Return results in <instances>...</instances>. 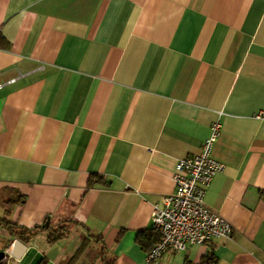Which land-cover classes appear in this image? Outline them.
Returning <instances> with one entry per match:
<instances>
[{
	"label": "crops",
	"instance_id": "1",
	"mask_svg": "<svg viewBox=\"0 0 264 264\" xmlns=\"http://www.w3.org/2000/svg\"><path fill=\"white\" fill-rule=\"evenodd\" d=\"M0 85L2 262L146 264L152 206L218 121L203 201L233 232L210 250L264 264V0H0Z\"/></svg>",
	"mask_w": 264,
	"mask_h": 264
},
{
	"label": "built area",
	"instance_id": "2",
	"mask_svg": "<svg viewBox=\"0 0 264 264\" xmlns=\"http://www.w3.org/2000/svg\"><path fill=\"white\" fill-rule=\"evenodd\" d=\"M219 130L220 123L213 122L199 152L176 161L173 191L151 209L150 222L158 239L146 252V264H156L166 250L180 252L195 244L209 250L213 239L231 236L233 227L203 201L212 177L223 169L210 157ZM8 248L2 249L1 260L11 256Z\"/></svg>",
	"mask_w": 264,
	"mask_h": 264
},
{
	"label": "trees",
	"instance_id": "3",
	"mask_svg": "<svg viewBox=\"0 0 264 264\" xmlns=\"http://www.w3.org/2000/svg\"><path fill=\"white\" fill-rule=\"evenodd\" d=\"M2 223H5V224H7V225H9L11 228L12 227H15V225H13V224H10V223H7L6 221H4V220H0V224H2ZM19 232V235L20 236H22L23 235V231L21 230H18ZM57 238V236L55 237L54 236V232L52 233V232H50L49 234H48V241L49 242H51V241H54L55 239ZM0 264H6L5 262H2L1 260H0ZM38 264H40V263H38ZM187 264H190V263H187ZM197 264H219V262H218V259H217V257L213 254V252L209 249V250H207L203 255H202V257L200 258V260H199V262L197 263Z\"/></svg>",
	"mask_w": 264,
	"mask_h": 264
},
{
	"label": "water",
	"instance_id": "4",
	"mask_svg": "<svg viewBox=\"0 0 264 264\" xmlns=\"http://www.w3.org/2000/svg\"><path fill=\"white\" fill-rule=\"evenodd\" d=\"M14 242H16V243H14V246H12V247H9L8 248V251H9V253L12 255L14 252V249L15 250H17L18 249V252H20L21 251V245L17 242V241H14ZM11 246V245H10ZM3 258V252L2 251H0V260Z\"/></svg>",
	"mask_w": 264,
	"mask_h": 264
},
{
	"label": "rangeland",
	"instance_id": "5",
	"mask_svg": "<svg viewBox=\"0 0 264 264\" xmlns=\"http://www.w3.org/2000/svg\"><path fill=\"white\" fill-rule=\"evenodd\" d=\"M0 242H1V239H0Z\"/></svg>",
	"mask_w": 264,
	"mask_h": 264
}]
</instances>
